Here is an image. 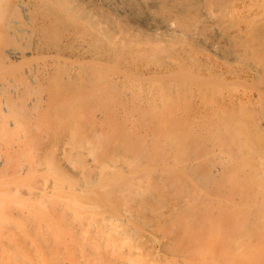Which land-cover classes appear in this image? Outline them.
<instances>
[{"label":"bare ground","instance_id":"obj_1","mask_svg":"<svg viewBox=\"0 0 264 264\" xmlns=\"http://www.w3.org/2000/svg\"><path fill=\"white\" fill-rule=\"evenodd\" d=\"M229 1L152 0L151 6L161 12L156 23L162 22L165 28L154 23L155 27L141 30L131 24L129 14L146 6L148 0H0V148L5 150L0 177L17 178L13 183L19 186L9 189L30 199L16 201L0 191V227H12L6 213L11 203H17L25 209L17 214L42 246L31 239L26 244L28 253L18 248L1 257L0 264H205L170 257L184 254L182 244L195 242L204 224L222 226L211 219L215 206L223 217L237 210V202L243 204L239 212L243 217H234L233 232L227 239L252 229L253 220L259 223L261 219L264 225V158L257 159L261 166L252 172L263 182L247 184L244 190L231 180L242 176L230 173L234 161L246 154L234 141L239 133L228 135V143H202L198 139L181 143L170 140L169 135L156 142L153 134L134 132L136 125L118 121L117 115L121 116L126 106L114 111L122 105L115 89L126 83L144 88L164 83L172 91L175 82L177 92L186 95L187 85H194L199 77L194 73L197 80L186 85L195 76L187 73L181 80L182 72H194L196 63L193 56L189 58L188 48L173 43L179 36L196 34L194 22L212 12V4ZM202 7L209 11L201 12ZM148 19L142 20L143 24ZM220 36L227 42L222 39L221 47L214 45L209 50L220 53L224 64L236 61L251 68L253 46L244 40L241 29H222ZM255 37L264 42V27ZM197 47L203 48L200 43ZM260 51L264 52L263 46ZM153 60L160 63H151ZM255 70L261 77L262 67ZM119 71L126 72L117 77ZM127 71L134 73L131 80H125ZM183 80H187L185 84ZM79 88L89 92L65 95V91L74 93ZM106 89L108 93H104ZM81 98L86 99L83 106L96 103L101 111L97 113L95 106L83 107L81 123L70 134L68 146L56 133H51L47 142L25 140L50 132L47 123L55 105L73 113ZM248 103L250 98L232 101L229 106L239 109ZM191 106V115L197 118L200 104L194 101ZM217 144L235 148L213 150L211 146ZM247 165L240 163L239 169ZM28 183L36 190L21 191ZM250 194L255 198L248 201ZM223 220L228 223V219ZM235 245L223 246V255L235 264H246L248 259ZM190 251L203 257L209 253L207 248Z\"/></svg>","mask_w":264,"mask_h":264},{"label":"rangeland","instance_id":"obj_2","mask_svg":"<svg viewBox=\"0 0 264 264\" xmlns=\"http://www.w3.org/2000/svg\"><path fill=\"white\" fill-rule=\"evenodd\" d=\"M259 1L262 3V6H259L261 5ZM151 3L152 0H148L146 6L143 5L139 7V9H137L136 12H130L129 19L131 20V24L134 27H139L141 30H147L149 28L155 27L156 25H157L156 27H159L161 29L165 28V25H163L162 22H160L159 24L156 23L159 22L157 20L160 19L161 12L157 8H154L155 6H151L152 5ZM263 4H264V0H230L229 2L222 5L212 4L210 6L212 12L206 13L207 11H209V9L207 7L201 8V12L203 13L205 12L206 14L201 16V21L194 22L192 28H194L196 34H194L193 36L192 35L179 36L176 38L175 42L173 43L174 45L176 44L177 46H181V47L184 46L185 49L188 48L187 51L188 52L190 51L189 58L192 59L194 57L193 63L194 62L196 63L194 64L195 71L191 72L189 70H184L182 72L183 76H181V80L184 78L185 75H187V73H188L187 75L188 77H190V73H191V77L195 73V75L199 77V80L200 78L202 79L201 81H199L197 80V77L193 75V77L194 76L196 77V78L195 77L192 78L194 80L189 78L191 81H188V83H186L187 80H183L184 81L183 84L186 83V85L189 84L190 82L193 83L195 80L199 81L193 83L195 86L192 84L187 85V88L184 90L186 95H182L179 92H177L176 90L177 84L175 82L173 83V87L171 89L172 91H168L164 83L163 84L157 83L155 85H151L150 88L137 87V86L132 87V85L129 86V84L126 83L124 84V87L120 86L115 89V91L119 94L117 100L120 101L122 105L120 104H119L120 106L117 105L114 111H116L120 107L121 108L125 106L127 107L124 108V110L122 108L123 111L121 113V116L117 115L118 121L122 120L123 122L127 123V125H136V129H132V131L134 132H141L144 134H148L150 136L151 134H153L152 136L153 141L158 142L160 136L165 137L169 135L172 136L171 138H169L170 140L181 143L183 141L195 142L197 139H198L197 141H200L202 143H212V142L228 143L231 141V137L228 135L232 133H239L238 135L240 136L235 137L234 141H237L240 144L241 148L246 152V154H243L242 156L243 160L236 159L238 161H234V163L232 164L233 167L230 174L231 175L234 173L242 174V176L237 178V180L235 179H231V180L237 181L241 186L243 185L244 190H246L247 184L248 185L255 184V181L263 182V179L259 177H253L254 176L253 173L259 171V168L261 166L260 162L259 161H258L259 163L257 162V159H259L260 156H261V160L262 158H264V93H261L264 91V55H263L264 52L260 51L262 46L264 48V44H263L264 42H260L255 37L257 34V30L261 27L262 28L264 27ZM221 11L228 13L221 14ZM145 18H149L147 20L149 24L148 22L143 24L142 20H144ZM154 23H156L155 26H153ZM222 29H226L229 31L241 29V31L244 33V40L248 44H251L253 46V54L250 55L251 57L250 60L252 64L251 68L249 66L242 67L241 65L236 63V61L235 62L231 61V63L229 64H224V59L223 57H220L221 56L220 53H217L214 50L211 51L209 50V48L214 45L217 48L221 47L222 39L223 41H225V38H222V36H220V31ZM187 40L190 41L191 43H189ZM191 40L193 41V43ZM211 40L212 42H210ZM225 42H227V40ZM199 43L203 46V48L197 47V44ZM223 45L226 46V43L224 44L223 42L222 47H224ZM150 62L151 63L156 62L157 64L160 63L157 62V60L156 61L153 60ZM256 66H258L259 68L262 67L263 69L262 73H260L261 77L257 76L258 71L255 70ZM119 72H117L116 74L117 77L120 76L122 73L125 74L126 71L124 72L119 71ZM127 72L129 73V74L126 73L128 77L123 74L124 76L127 77V79L125 80H131V78L134 77V75H132L134 73L132 71H127ZM130 75L133 77L129 78ZM202 76L205 77L203 78ZM215 78L217 80H215ZM226 78H228V81H230L231 78L230 81L231 83H229L228 81H224L226 80ZM2 79H0V81ZM239 79H241L242 81ZM181 80L179 79V82H181ZM202 81H204L205 83H203ZM214 81L216 84L214 83ZM219 82L222 83V85ZM240 82H244L245 84L243 83L241 84ZM199 83L200 85H198ZM217 84L219 85L217 86ZM249 85H252V87H249ZM209 86H210V90H209ZM131 91H133V93ZM86 92L89 91L88 90L86 91V89L79 88L75 90L74 93L73 90L71 91L67 90L65 91L66 93L65 95L74 96L78 94L81 96ZM104 93H108V90L106 89ZM122 93H127V95L123 96ZM189 95L192 96L189 97ZM198 95L199 96L203 95V96L199 97ZM248 98L251 99V103L244 104L243 105L245 106L244 108H242L243 107L242 106L241 108L239 107V109H231L229 106V104H231L232 101L248 99ZM69 100L71 101V99ZM85 100H86L85 98L80 99L79 101L80 107L78 106L74 108L72 110L73 113L63 112L61 111L59 106L55 105L54 112L52 113L50 118H48L49 121L47 123V126L49 128L48 131L50 132L46 136H44L43 134L41 136L27 137L25 138V140L31 141L32 143L47 142L49 135L51 133H56L62 138L63 142H65L66 145L68 146V142L72 140L70 134L76 131V126H78L81 123L80 118L83 116L82 113L83 107L86 108L88 107V109H91L93 106H95V110L97 113H99L98 111H101L100 110L101 108L95 105L96 103H94L93 105L89 104L87 106L86 105L83 106ZM222 100L224 102H221ZM137 101H140L142 103L138 104ZM194 101H196L197 104H200L201 107L200 108L201 112L199 115H197V118H194L191 115L190 108L192 107L191 105L194 103ZM246 105L248 108L246 107ZM155 107L156 109H154ZM133 108L135 109L133 110ZM128 109H132V110H128ZM224 111L227 112L224 113ZM105 112H106L105 114L108 113L106 110ZM112 115H114V113L113 114L109 113L108 116L111 117ZM226 127L228 128L226 129ZM40 147L41 146H38V149H41ZM206 147H209V145H207ZM211 147L213 148V150L216 149V151L223 149L230 150L235 148V146L229 144H224L222 146H219L217 144V145H212ZM0 149H1L0 152H2V157H0V161H1L3 159V154L5 153V150L4 148H0ZM240 163L249 164L246 167H244L245 171L239 169ZM216 164H220V163L216 162ZM14 165L15 162H13V166ZM16 180L18 179L13 177L12 175H6L4 177H0V191L2 192L6 191V195L9 198L13 199L15 197L13 200L29 201L30 199L28 198L27 195L25 196V194L22 193L19 194V192L17 193V191L15 190L14 193L13 190L11 191L9 189V187H13V186L15 187L17 185L13 183V181ZM22 186H21L22 189L20 188L21 191L30 190V189L33 191L36 190L34 189L33 185L30 186V183L24 184ZM241 194L245 195L244 193ZM254 198H255L254 194H250V198L248 199V201L254 200ZM235 205L237 210H232L230 214H226L223 217L219 213L220 212L218 210L219 206L218 205L215 206L214 212L211 213L213 214L211 216V219L215 224L223 223L225 226H223L222 224V226L218 228H213V226L211 225L205 226L204 224L202 228L198 230L195 242L182 244V246L184 247L183 249L185 250L184 254H182L183 256L179 254L180 256L178 255L175 256L174 258L173 257L170 258L172 259L179 258L181 261L191 260L196 263H205V264H235V262L230 258V256L223 255L222 247L231 246L233 248L234 246L232 245L236 244L235 246L239 247L238 251L242 252V254H244V256H246V258L248 259L249 263L246 261V264L247 263L264 264V225H261V219L259 223L258 222L255 223L256 220L252 221L254 225L252 229H245V231L237 232L235 235H233V237H231L232 239H227L228 236H230L233 232L232 220L234 219V217L237 219L243 217L242 214L239 213L240 210H242L243 204L241 202H237ZM247 206L248 205L246 204L245 209L247 208ZM11 207L12 208L10 209V212L6 213V215L12 227H6V226L0 227V260L1 257L5 258L8 254L15 253L18 248L20 249L24 248L25 252L28 253L29 250L28 247L26 246L27 241H30L31 239L32 240L35 239L34 234H29V226L25 225L26 223L25 219L17 214L19 211L22 210L24 211L25 209L19 206L17 203H11ZM246 216H247V212L244 215V218ZM223 219H228V223H226ZM214 229L219 230V232L214 231ZM219 235L225 237L220 238ZM217 236L219 237V239H217ZM234 238H236L237 240L233 241ZM34 244H36L39 247H42L39 245L38 241L35 242L34 240ZM10 245L13 246V248L12 247L10 248ZM204 248L209 249V253H207L205 257L190 251V249L201 250ZM172 264H177V262H174Z\"/></svg>","mask_w":264,"mask_h":264}]
</instances>
